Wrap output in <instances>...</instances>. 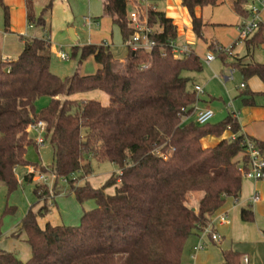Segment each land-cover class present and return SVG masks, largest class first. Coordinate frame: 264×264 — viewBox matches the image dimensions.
<instances>
[{"label":"trees","instance_id":"obj_1","mask_svg":"<svg viewBox=\"0 0 264 264\" xmlns=\"http://www.w3.org/2000/svg\"><path fill=\"white\" fill-rule=\"evenodd\" d=\"M54 1L49 0L38 17L28 15V23L44 27V13L51 11ZM139 1L101 0L103 15L117 27L124 44L134 34L129 6ZM218 2L181 0L196 39L208 51L215 46L203 37L204 23L195 16V9L213 8ZM244 2L234 3V11L241 17L248 16L242 9ZM0 9L8 30L9 10L3 0ZM146 18L152 31L149 39L155 46L150 52L129 51L122 64L103 45L76 46L70 48V56L78 59V67L61 78L50 71L47 39H25L15 60H0V185L6 196L19 187L16 168L32 166L46 171L26 160L27 149L36 147L27 129L43 122L44 139L53 149L50 170L57 180H66L64 195H72L82 208L77 226L46 224L40 228L38 219L50 213V194L47 186L34 184L36 203L12 234L13 238L24 237L30 257L22 262L15 253L0 250V264H181L188 239L200 233L226 199L239 196L245 139L264 156V141L243 135L233 113L216 124H196L192 117L196 93L188 88L190 80L182 73L200 72L202 63L192 50L185 58L171 55L168 45L177 39V32L163 13L148 8ZM243 44L245 57L233 59L229 67L244 84L256 77L264 85V64L252 61V52L264 45V25L260 23ZM88 58L98 69L82 76L79 67ZM217 58L225 63L228 56L220 52ZM242 90L243 106H254L258 94L245 85ZM92 91L104 93L108 105L71 99ZM43 98L47 104L37 109L35 103ZM226 132L234 138L221 139L212 148L202 146V139H220ZM90 160L113 164L118 173L111 174L99 188L89 182L77 186L72 177L90 175ZM23 181L33 184L32 175L27 174ZM109 189L112 194L106 193ZM192 193L202 194L196 211L187 203ZM40 199L43 206L34 212ZM53 200L50 198L52 204ZM88 203L93 208L85 211ZM14 212L15 208L6 206L3 215ZM240 217L243 222L254 220L250 208L242 209ZM241 258L237 252H223V264H241Z\"/></svg>","mask_w":264,"mask_h":264},{"label":"crops","instance_id":"obj_2","mask_svg":"<svg viewBox=\"0 0 264 264\" xmlns=\"http://www.w3.org/2000/svg\"><path fill=\"white\" fill-rule=\"evenodd\" d=\"M30 1L33 0H3L4 4L8 7L9 10V22H8V30H5L4 21L2 19V15L0 12V60H15L23 49V42L25 39H47L50 41L51 45V63L52 58H56L58 61L64 63L68 60V56L66 52L62 51V46L60 45V51L58 50L59 45L52 41L55 40V33L58 31L61 33L63 30L65 31V35H61V38L58 41H61V44L66 47L72 48L76 47V42H80L79 46L84 44H91L92 40L88 41L87 36H91V34H87L83 30H80L78 27L73 28L72 26V15L67 11L64 19L58 23L57 29H52V18L44 17L45 26L44 27H36L32 24L28 23V15L30 10ZM58 1L55 0L54 3ZM61 5L65 6L66 10H69V3L65 0H60ZM81 3H84L85 0H78ZM89 1V0H86ZM101 3V0H99ZM236 0H219L218 5L213 8H196L195 16L197 18L202 19L204 23V27L202 29L203 37L206 39L208 43L214 44V46H219L223 48L232 47V56H228L225 63H223L219 58H216L214 61L206 65L203 63L202 59L205 55H203L200 59L202 64L205 66H212V64L216 61H219V66H223L224 68L232 69L229 67V63L233 61V59H242L245 55H239L237 50L239 45H236V34L237 27L244 21L249 19V12L252 8L247 7V0L242 5L243 11L248 13L247 17H241L234 11V3ZM255 0H251L252 5ZM64 2V3H63ZM54 3L52 5V9L54 7ZM68 3V4H67ZM102 5V4H101ZM134 6V7H133ZM254 6V5H253ZM132 12L136 7L140 8L141 14H146L148 8H151L157 12H161L165 15L167 19L172 21V24L176 27L177 39L176 41L179 44H186L193 51V46L198 41L192 31L191 27V19L187 13V11L182 7L181 0H140L139 2H132L130 4ZM69 8V9H68ZM51 9V11H52ZM1 11V10H0ZM52 13V12H51ZM128 13V14H129ZM2 16V17H1ZM54 21V18H53ZM88 24H94L97 26L98 22L95 19L88 18ZM259 21L264 25V9H260L259 12ZM74 22V21H73ZM111 27L113 26L112 23ZM93 26V25H92ZM91 27V25H90ZM36 28V30L41 31L39 34H33L31 37L30 30ZM72 30L73 36L75 37V41L70 39L68 31ZM96 33V34H95ZM95 34V35H94ZM99 31L97 29L92 32V39L94 37L95 42H100L98 37ZM54 37V39H53ZM55 42V41H54ZM101 45H106V48L109 50V45L106 43H100ZM124 49L126 51V56L128 55V48L125 44ZM78 46V47H79ZM241 46L244 47V44L241 43ZM204 48H207V45H203ZM264 45L258 47L263 48ZM207 52H209L207 50ZM206 52V53H207ZM64 53L66 55V60L60 59V54ZM254 51L252 52V61ZM124 60H116L119 63H124ZM247 58L244 61H248ZM263 61H264V53H263ZM255 62V61H254ZM256 63H261L256 62ZM264 64V62H263ZM98 69V68H97ZM50 71L61 78L68 77L63 76L65 73L55 70L53 65H50ZM81 74V73H80ZM72 75V73H71ZM82 75V74H81ZM70 76V75H69ZM86 76V75H82ZM227 76V75H226ZM219 78V76H216ZM225 77V76H224ZM224 77L222 81H224ZM221 79V78H220ZM245 87L252 93L258 94L255 99V105L252 107H242V109H237V112H231L236 117L240 128L241 133L248 138L257 139L259 141H264V97L262 94L264 93V85L263 83L256 77L249 79L245 84ZM198 86H193L192 88ZM241 89V88H240ZM98 91H92L88 93L76 94L71 97L73 100H96L100 102L102 106L108 105V97L102 96ZM203 94V93H202ZM200 100L198 99V107L201 109H209L208 107H201ZM30 134V133H29ZM233 135L229 132H226L220 139L214 137H206L202 139L201 144L204 148H212L221 141V139H229L232 138ZM206 141V144L203 142ZM30 167H18L15 170V176L18 172L19 168L24 169L25 172L23 174L22 182H18V189L22 188L24 184V177L27 175ZM42 167V166H41ZM36 168V167H35ZM37 169V168H36ZM89 180H92V175L90 174L88 177ZM249 181V180H247ZM252 186V194L250 197L248 196L245 199L242 194V186L239 196L236 199L228 198L225 201L223 207L216 213L226 214L228 217V223L224 225H218L215 223L214 231L219 236L218 242H213L209 237H201L200 233L191 236L186 242L181 258V264H223V252L232 251L241 254V264H243V258H247V264H264V227L259 225L257 216L259 214H263L264 211V181H249ZM94 187V186H93ZM101 187V185H100ZM99 188V187H95ZM262 192V193H260ZM107 193V192H106ZM109 194V193H108ZM257 195L259 197V201L253 205L250 204V199ZM64 195L56 196L53 200L56 209H51L56 213L59 211L60 217L56 216L57 219L52 220L54 216L46 215L44 218L38 219V225L40 228H44L46 224H50L53 226L56 225H64V226H77L79 220L82 216V208L75 202L74 197L71 195L70 200L66 201ZM199 198L192 208L197 210ZM243 202V205H240V202ZM246 203V208H244V204ZM52 206V203L50 204ZM88 205V207H87ZM31 205H27V211ZM83 209L85 211H89L93 208L92 204L88 203L84 205ZM37 207V208H36ZM33 208V211L36 212L40 206H36ZM250 208L253 212L254 220L253 222H243L240 217V212L242 209ZM26 211V213H27ZM53 212V213H54ZM25 211L22 216H24ZM21 216V217H22ZM260 216V215H259ZM23 218V217H22ZM77 221H76V219ZM260 223V222H259ZM19 224V223H18ZM18 224L13 226V229L7 231L2 235L0 240V250L5 246L3 245V240H9L12 244H10V248L6 249V252L15 253L17 258L26 262L30 257L29 247L24 243V237L20 236L19 238H13L12 234L16 232ZM261 226V227H259ZM198 246H201V249H197ZM4 251V250H3Z\"/></svg>","mask_w":264,"mask_h":264},{"label":"rangeland","instance_id":"obj_3","mask_svg":"<svg viewBox=\"0 0 264 264\" xmlns=\"http://www.w3.org/2000/svg\"><path fill=\"white\" fill-rule=\"evenodd\" d=\"M65 1L69 3V7H70V9L68 8L69 10H66L64 8L65 6H62L61 1L58 0L54 3V7L52 11L44 13V17L52 18L51 24H52L53 32L54 29L55 30L57 29L58 23H60L64 19L68 11L70 15H72L71 23L73 28L78 27L80 30H83L87 34L89 35L91 34V36H87V40L88 41L92 40V43L84 44V45H101L100 43H106L107 45H109V51L114 60L120 61L126 59L127 57L126 51L124 49V45H123L124 43L119 33V30L115 26L111 27L110 24L111 20L103 15L102 5L99 0H89V1L85 0L84 3H81V1L78 0H65ZM48 2L49 0L30 1L29 14L34 16L35 18L38 17L46 7ZM253 5L254 6L256 5L255 1ZM253 5L251 0H247L246 3L247 7H251V6L253 7ZM128 10L129 11L132 10L130 6ZM0 12L1 15L3 16L2 11ZM88 18L97 20L98 22L97 26H94V24H88L87 21ZM96 29L97 32L99 31L98 37L100 42L93 43L94 37L92 39V32ZM64 32L65 31L63 30L61 33L59 31L55 33V40H53L52 42L56 43L57 46L59 45L58 47L59 51H60V45L63 47L62 51L66 52L68 56V60L62 63L58 61L56 58H52L51 64L53 65L55 70L60 72L63 71L62 73H65L63 76H69L71 75V73L73 74L77 69L78 59H71L70 48L67 49L68 47L61 44V41H58V39L61 38V35H63ZM32 33L37 35L41 33V31L36 30V28L35 29L32 28V30H30V35H28V37H31ZM235 42L237 46L239 45V47H242L237 50V53L239 55H243V54L245 55L246 51L245 48L241 46V42L238 41V34H236ZM79 43H80L79 41L76 42V45L79 46ZM203 45L204 43L198 40L196 44L193 46V49L195 51L194 53L199 58H201L207 52V48H204ZM263 53H264V47L255 49L253 54L254 61L255 62L260 61L261 63H263L264 62ZM201 67L202 70L200 72L197 73L184 72L182 73V76L189 78L190 80V82L188 83L189 89H191L193 86H198L199 88L202 89L203 94L198 95V99L201 101L200 102L201 107H208L210 110H212L213 117L210 121L211 124H216L221 120H223L227 114L231 112H237L238 111L237 109H242V107H245L242 104V98H241V92L243 90L240 89V85L244 84V82L241 80L239 74L236 71L234 72L231 80L222 81V78L229 74L230 69L228 68L226 69L223 66H219V61L214 62L210 67L205 66L204 64H202ZM97 68L98 66L96 65L94 60L92 58H88L81 63L79 67V73H81L82 75L90 76L95 74ZM216 76H219V78ZM99 93L103 97L104 96L106 97L104 93L102 92ZM262 96L264 97V95ZM46 104H47V100L43 98V99H39L35 103V106L37 109H40L44 107ZM37 136L38 135L36 132H30L29 134L30 139L34 143ZM43 140H44V144L42 146L40 147L31 146L27 149L26 160L31 165H37V167L42 166L46 170H50L53 164V149L49 145V143L45 141L44 136H43ZM203 144H206V141H204ZM89 163L91 168L92 180L88 179L89 175L73 176L72 179L74 180L77 186H80L85 182H89L94 187H100V185H102L111 174L118 173V168L113 164L110 163L99 164L93 160H90ZM37 170L39 172H43L39 168H37ZM25 172L27 171H25L22 168L18 169L16 176L19 182H22L23 174ZM49 172H51V170ZM49 172L45 171L43 173L46 174L47 176H50ZM34 184L41 185L40 183H37L36 180H34L33 184H24L22 188L17 189L15 192L9 195V197L6 196L5 187L3 185H0V233L2 235H4V233H6L7 231L13 229V226H16L20 222L22 217H24L22 216L23 212L25 211L26 213L27 211V205L29 204L32 205L36 203V201L32 196V189ZM55 184H56L55 190L52 189L51 193L49 192L50 198L53 197L55 198L56 196L64 195V193L66 192L67 189L66 183H63L62 181L55 179ZM106 192L107 194L108 193L112 194L113 189H109ZM242 194H243L242 199H245L248 196L250 197V195L252 194V186L250 185V182L247 181L246 179H242ZM201 196H202L201 193L189 194L188 202H187L188 206L192 207L195 204L197 197L201 198ZM50 198L47 201L48 205L51 204ZM64 198L67 199L66 201H68L70 200L71 195H64ZM240 205H243L242 200L240 202ZM6 206L15 208V212L12 214L3 215ZM36 206H40L39 208H41V206H43V200L40 199L39 202L35 205V207ZM52 207L56 209L54 203L52 204V206L50 205V213L48 214V216H54L51 218H53L52 220H55L57 219L56 216L60 217V215H59V211H56V213L52 211L51 210L53 209ZM244 208H246V203L244 204ZM38 210L39 209H37V211ZM262 211H264V208ZM259 215L257 216L258 222L255 223H258L259 225L264 227V212L263 214H259ZM2 243L4 246L6 245L5 248L4 247L2 248L4 251H7L6 249L10 248L11 247L10 244H12L11 241L9 240H3Z\"/></svg>","mask_w":264,"mask_h":264},{"label":"built area","instance_id":"obj_4","mask_svg":"<svg viewBox=\"0 0 264 264\" xmlns=\"http://www.w3.org/2000/svg\"><path fill=\"white\" fill-rule=\"evenodd\" d=\"M256 5L253 6L249 12V19L244 20L238 27V41L243 43L249 38L253 36V34L258 29L259 21V12L260 9H264V0H255ZM128 19L130 25L133 28L134 34L130 38L129 41L126 42V47L131 52H136L137 50H144L146 52H150L155 44L149 39V35L151 34V30L147 26V18L146 14L140 13V8L136 7L132 12L128 14ZM106 47V45H103ZM168 48L171 52V55L176 58H185L191 54V49L186 44H179L176 40L171 41L168 45ZM224 53L227 56H232V47H219L215 46L214 51H209L205 54L202 59L203 63L209 65L212 61L217 58V53ZM61 60H66V55L64 53L60 54ZM235 70L231 69L229 74L224 77V81H228L232 79ZM240 88H244V84L240 85ZM194 91L196 93V102L193 105V114L197 125H205L209 123L213 117V112L210 109H201L198 107V95L202 94V89L199 87H194ZM235 117V116H234ZM236 118V117H235ZM27 132H36L37 137L35 139L36 147H40L44 144L43 136L45 134V125L43 122H37L31 124ZM234 138V135L231 139ZM245 156L246 162L244 164L240 163L239 171L241 173L242 179H246L249 181L257 182L264 181V156L257 150V148L251 143L248 139H245ZM158 155V153H156ZM49 172L48 170H46ZM50 176H47L43 172H39L36 168L31 167L28 170L27 174L32 175V181L36 180L37 183L41 185L47 186L49 192L51 193L53 186L55 184V175L51 172ZM63 183H66L65 179H59ZM259 201V197L254 195L250 199V204L253 205ZM217 223L218 225H224L228 223V217L226 214L215 215L209 223L201 229L200 235L201 237H209L213 242L219 241L218 234L214 231V225ZM197 249H201V246H198ZM243 264H247V258H243Z\"/></svg>","mask_w":264,"mask_h":264},{"label":"water","instance_id":"obj_5","mask_svg":"<svg viewBox=\"0 0 264 264\" xmlns=\"http://www.w3.org/2000/svg\"><path fill=\"white\" fill-rule=\"evenodd\" d=\"M68 34H69L70 39H71L72 41H75V40H76L75 37L73 36V32H72V30H69V31H68ZM191 210H192V211H195L194 208H191Z\"/></svg>","mask_w":264,"mask_h":264}]
</instances>
